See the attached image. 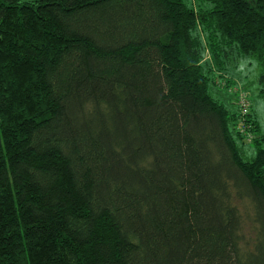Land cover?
<instances>
[{"label":"trees","instance_id":"1","mask_svg":"<svg viewBox=\"0 0 264 264\" xmlns=\"http://www.w3.org/2000/svg\"><path fill=\"white\" fill-rule=\"evenodd\" d=\"M247 57L264 0H0V264H264Z\"/></svg>","mask_w":264,"mask_h":264},{"label":"rangeland","instance_id":"2","mask_svg":"<svg viewBox=\"0 0 264 264\" xmlns=\"http://www.w3.org/2000/svg\"><path fill=\"white\" fill-rule=\"evenodd\" d=\"M261 69L256 58H239L230 64L227 72H223L224 75L220 76L218 73L214 92L233 107L238 105L239 94L241 92L246 94L251 101V111H255L260 120L262 132H264V97L259 94L258 84ZM227 80L231 83L229 87L225 86ZM250 229L246 227L248 234H250Z\"/></svg>","mask_w":264,"mask_h":264},{"label":"built area","instance_id":"3","mask_svg":"<svg viewBox=\"0 0 264 264\" xmlns=\"http://www.w3.org/2000/svg\"><path fill=\"white\" fill-rule=\"evenodd\" d=\"M238 103L242 108V111L244 113L248 112V106H249V102L247 100L246 94H244L243 92H241L238 96Z\"/></svg>","mask_w":264,"mask_h":264}]
</instances>
